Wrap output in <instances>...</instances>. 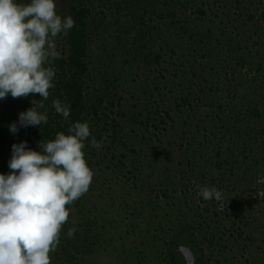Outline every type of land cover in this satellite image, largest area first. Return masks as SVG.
Listing matches in <instances>:
<instances>
[{"label":"trees","instance_id":"trees-1","mask_svg":"<svg viewBox=\"0 0 264 264\" xmlns=\"http://www.w3.org/2000/svg\"><path fill=\"white\" fill-rule=\"evenodd\" d=\"M28 1L14 0L18 4H27ZM210 1L54 0L55 4L59 2L63 6L67 5L66 2L70 3L68 12L65 13L64 7L61 17L70 15L75 24L67 35L61 33L55 38L59 58L50 59L45 65L55 72L52 81L54 87L49 90L50 95L45 102L48 121L40 126L21 127L16 134H13L9 126L12 123H18L19 113L32 107V100H39L41 97L29 94L28 97L13 98L9 94L6 99L0 100V174L7 175L10 171L8 162L11 159L13 144L27 141L28 148L42 151L39 148L40 142L43 144L54 140L59 132L68 135L71 124L87 122L91 135L101 143L103 149L106 148V141H102L104 138L102 135L110 131L113 123L112 132L116 137L120 135V139H125L124 147H127L131 154H137V151H143L154 157L168 153L173 157L177 154L172 159L175 160L173 164L171 161L168 163L174 165L178 172L182 169L180 173L182 175L185 173V168L191 169L190 173L194 172L195 167L201 169L198 165L201 159L198 158L194 148L198 146L196 149L202 151L205 147L198 145L200 140L195 138V133L190 130L195 125L199 133L207 137L206 139L215 140L217 143L215 159L211 164L214 170L222 174L230 173L231 178L238 180L241 178L247 181L249 177L252 178V172L256 174L253 171L254 167L264 159L262 152L264 151V140L260 142L259 137L254 140L249 139L251 134H246L244 138L240 129L251 123L253 119L263 117L261 109L264 107V80L252 82L246 78L244 83H240V87L252 86L245 90L243 101L241 103L238 101V106L245 112L235 113L236 115H232L227 120V115L223 113L222 103L225 97L230 99L231 103L238 100V93L241 90L236 85L235 92L224 91L218 82L220 71L216 68L220 65L223 67L221 71L225 72L227 66L232 61H236L242 67H248L249 71L255 68L257 72H263L264 63L249 59L239 53L236 55V39L230 35L224 36L226 32L221 26L224 20L219 17L218 11L220 10L217 8L214 11ZM231 6L235 7L238 15H245L241 8V0H234ZM221 9L224 11L226 8ZM225 17L231 22L228 15ZM254 18L252 14L247 15L241 26H236V21H233L232 25L235 30H240L246 25L245 23L251 22ZM258 20L264 22V13ZM111 48L120 51L117 53ZM239 49L242 48L239 47ZM107 53L112 57L119 55V58L132 66L139 60L140 63L147 61L148 66L143 78L144 80L148 77L146 88L144 89L141 85L136 90L148 98H138L136 94H129L130 103L126 105L127 108L117 111L116 105L109 100V94L111 95L109 87L113 86L115 90L121 88L119 84L121 78L118 75H122V72H118L117 69L109 73L112 81L110 79L106 81L108 90H99L95 93L94 90H98V85L102 83L94 78L95 75L92 77L94 72L91 71V66L96 64V60H99L101 64L106 62ZM224 63L227 65L225 66ZM203 65L212 68L217 77L213 83L216 85V91L212 94L204 91L201 93L205 94L204 96L196 92L194 86V83L200 85L199 80H202L203 73L199 69L203 68ZM195 68L199 72H195ZM194 75L198 80L193 78ZM155 76L164 78V89L167 92L160 90L159 87L152 88L151 80ZM92 88L94 95L90 93ZM125 89L129 91L126 86ZM147 92L150 95H147ZM56 99L70 107L68 120H65L62 114H58L52 107V101ZM104 100L108 101L107 106L104 105ZM38 110L45 111V109ZM261 122L264 124V120ZM247 128L249 133L253 131L252 126L246 127V131ZM116 137L113 136V140L119 141ZM120 143L124 145L121 140ZM151 143L153 145L149 149L148 146ZM96 149L85 142L83 151L86 161L97 159ZM122 156L130 161L128 167L131 169L128 173H133L135 177L133 169L137 168L138 158L133 159L126 153ZM261 163L263 164V161ZM200 169L196 168L195 172ZM188 179L192 177L188 175ZM211 179L210 185L215 184L219 191H224L223 186L226 179L223 176ZM205 186L209 187L206 181ZM256 186L262 190L264 183L256 181ZM91 191L89 188L87 193L79 198L80 200L77 199V204L85 205L84 201ZM167 193L169 192L163 191V197L169 196ZM82 197L85 198L83 202ZM231 202H233L232 199ZM240 205V202L236 203L234 213L241 209ZM66 207L71 210L70 205ZM224 210V215L228 214L227 211H231L227 205ZM141 213H144L142 209H132L130 214L132 218L125 215L123 220L121 217L115 222L106 218L103 220L102 229L97 228L98 223L87 220L78 226L71 238L68 236L69 229L66 222L62 225L60 242L53 252L55 255L52 257L51 264H107L109 260L106 259H113L114 264L138 263L140 260L136 254L139 251L144 252L145 249L128 248L124 243L128 238L124 233L115 231V228L121 225L126 234L139 232L141 227L134 221L140 220ZM185 213L186 211L180 212L179 208L175 210L172 206L168 212L167 222L157 227L159 237L157 239L164 240L166 245L165 263L184 264L177 248L183 244L197 250L198 236L206 240L207 247L216 249L218 246H227L226 243L223 244L224 234L229 230L225 223L221 228L214 226V222L210 219L207 222L205 220L207 217L204 219L200 215L197 218H191ZM234 213L233 216L236 217L237 213ZM136 215L138 216L135 218ZM126 219L129 224L126 223ZM242 225L248 226L244 222ZM164 226H168V230L161 234L159 229ZM147 230L150 231L149 228ZM92 259L95 261L92 262Z\"/></svg>","mask_w":264,"mask_h":264},{"label":"rangeland","instance_id":"rangeland-1","mask_svg":"<svg viewBox=\"0 0 264 264\" xmlns=\"http://www.w3.org/2000/svg\"><path fill=\"white\" fill-rule=\"evenodd\" d=\"M26 1L27 0H25V2ZM233 1L234 0L210 1L214 11L219 8V17L224 20V24L221 25L225 28L224 32L226 33L224 36L230 35L236 39V55L239 53L245 57L247 56L249 59L252 58V60L264 63V22L258 20L264 13V0H241V8L245 14L244 16L238 15L235 7L231 6ZM28 3H30V0ZM66 3L67 7L59 2L56 3L58 15L61 16L63 14L64 7L65 13L68 12L70 3ZM229 3L230 5H228ZM221 8L226 9L223 11ZM251 14L254 15L255 18L251 22L245 23L246 25H244L242 29H238L239 32L237 29L235 30L232 25L233 21H236V26H241L247 15ZM227 15L231 22L225 17ZM215 21L218 20L215 19ZM239 47L242 49H239ZM111 50L117 53L120 51L113 48H111ZM234 55L235 54H233V56ZM105 58L106 62H103V64H101L99 60H96V64L91 66V71L94 72L92 73V77L95 75L96 77L94 76V78L102 83L98 85V90H94L95 93L99 90H108L106 81L109 79L112 81L109 73L117 69L118 72H122V75L117 74L121 78L119 81L121 88H116L115 90L112 88L113 86L109 87L111 93V95L109 94V100L116 105L115 108L117 111H120L122 108H127L126 105L130 103L128 99L130 98L129 94H136L138 98H148V96H142V92L136 90L139 88L138 86L141 85L144 89L146 88L145 84H147L146 79L148 77L144 80L143 78L148 66V63H146L147 61L145 62L144 60L140 63L139 60L132 66L130 63H125L122 58H119V55L112 57L107 53ZM224 65L226 66L227 64L224 63ZM222 68L223 67L219 65L216 70L220 71V81L218 82L224 91L235 92L236 85L240 87V83H244L246 78L252 82L261 79L264 80V71L257 72L255 68L249 71L248 67H242L238 65L236 61H232V63L227 66L225 72L221 71ZM199 70L204 75L202 74L203 78L200 77L202 78V80H199L200 85L194 83L196 92L200 94L204 91L210 94L214 93L216 91V85L213 83L217 78L216 72L207 65H203V68ZM192 72L191 70V74ZM195 72H199L197 68H195ZM196 74L198 75V73ZM193 78H195V75ZM195 79L198 80L197 78ZM151 81L153 83L152 88L159 87L160 90H165L163 77L160 78L155 76ZM209 82L211 83L208 84ZM125 86L129 91L126 89L124 90ZM243 86L240 87L241 91L238 93V100L236 99V101L231 103L230 99L225 97L224 103H222L223 113L227 115V120L232 115L245 112L243 108L238 106V101L239 103L243 101V98H245V90L252 86L248 88L246 85ZM228 87H230L231 90ZM90 93L94 95L93 88ZM35 95L38 96L39 94L37 93ZM147 95H150L149 92H147ZM201 95L204 96L205 94ZM118 101H120L119 104ZM104 105H108L107 100H104ZM261 113L263 115L262 118L253 119L251 123L246 126L244 125L243 129H240V133H242L244 138L246 134H251L249 139L254 140L259 137L260 139H258L260 142L264 140V124L261 122V120H264V107L261 109ZM179 122L180 119L178 120V124ZM188 122L192 123L190 120H188ZM198 124L200 123L198 122ZM113 125L112 123L110 131L107 134L102 135V137L104 136L102 141H106V148L103 149V147H100L96 149L98 154L97 159L94 158L87 161L88 166L94 173L90 184L91 186L89 187L92 191L87 195L85 201V198L82 197L83 199L81 201H84L85 205L81 203L80 206V204H77V200L70 205L71 210L67 221L68 229L74 228L76 230L81 223H85L87 220L98 223L97 228L102 229L103 220H106V218H108V220L112 219V221L115 222L119 221L121 217L123 220L125 215L130 218L132 216L130 215L132 209H142L144 213H141L140 220L134 221V223L139 224L141 227L139 232L137 231L135 234H126L124 232L125 229H123L121 225L117 226L115 231L122 232L126 235L128 239L124 243L128 248L145 249L144 252H137L136 257H138L140 261L134 264H168L164 261L166 260L164 254L167 253L165 241L157 239L159 238L157 227H161L167 222L169 209L173 206L175 210L179 208L180 212L184 213V211H186L185 214L189 215L191 218H197L202 215L204 219L206 217L208 218L205 219L207 222L209 219L213 221L214 226L216 225L222 228L225 223L227 229H229L226 233L224 232L223 244H227L225 247L218 246L216 249L210 246L207 247L206 240L202 239L201 236H198L199 246L197 250L187 245H180L177 248V252L184 264H264V199H260L258 196V191H264V188L260 190V188L256 186L258 178L264 176V159L261 160L263 164L259 162V164L254 167L253 171L256 174L252 172V178L249 177L250 179L247 181L241 178L239 180L233 177L231 178L229 176L230 173L222 174L214 170L212 167L213 165H211L215 159L216 141L206 139L207 137L200 134L199 129L193 125L190 130L195 133V138L200 140V142L198 141V145H203L205 147L202 151L196 149L198 146L194 148L198 158L201 159L198 163L201 169L195 167L194 172L190 173L191 169L185 168V173L182 175L180 174L182 169L178 172L175 170L174 165L168 163L171 161L173 164L175 160L172 159H174L177 154L173 157L169 153L154 157L143 151H137V154H131L128 152V148L124 147L126 142L125 139H120V135L116 137L114 132H112ZM250 126L253 128L251 133H249L248 128L246 131V127ZM217 133H219V131ZM113 136L119 141L113 140ZM90 140L91 137L86 141V144L91 145ZM120 140L124 145L120 143ZM152 145L153 143H151L148 148L151 149ZM262 152L264 155L263 150ZM123 153H126L127 156L133 159L138 158L137 168L133 169V172L136 174L135 177L133 173H128V171H130L129 169H131L128 167L130 161L122 156ZM125 164H127V166H123ZM196 168L200 170L195 172ZM187 170H189V172ZM188 175L189 177L191 176L192 179H188ZM218 176L219 178L223 176L226 179L223 186L224 191H221L223 194L222 200H224L225 203L222 200H205L199 192L200 188L205 187V181L208 183L209 187H215V184L210 185L209 183H212L211 178ZM216 179L218 180V178ZM251 180L254 181L252 182ZM163 191H168L169 193L167 194L169 196L163 197ZM175 198L179 199L182 203ZM231 199L233 202H231ZM185 200L187 201L186 203ZM234 202L235 204H232ZM239 202L241 203V209L237 211L236 214L233 210H236V203ZM247 202L249 203L247 204ZM226 205L231 210L227 211V213L230 214L229 217L227 216L228 214L224 215V208ZM125 209L127 210L124 211ZM233 213L236 214V217L233 216ZM137 216L138 215L134 217L136 218ZM243 222L247 223L248 226L244 227L242 225ZM126 223L129 224V221L127 220ZM147 228L150 229L149 232ZM167 230L168 226H164L159 229V232L163 234ZM228 240L229 242H227ZM182 248L190 249L194 259L187 260L182 253ZM53 252H50L51 262L53 261L52 257L55 255ZM108 256H110V254ZM111 258H113V256ZM96 260L99 261L98 258H96ZM106 260H109L107 264H114L113 259ZM94 261L95 260L92 259V262Z\"/></svg>","mask_w":264,"mask_h":264},{"label":"clouds","instance_id":"clouds-1","mask_svg":"<svg viewBox=\"0 0 264 264\" xmlns=\"http://www.w3.org/2000/svg\"><path fill=\"white\" fill-rule=\"evenodd\" d=\"M74 24L70 15L57 14L54 0L28 4L0 0V100L9 94L41 97L19 113L18 123L9 126L11 133L47 123L45 102L54 87L55 72L45 65L59 58L55 38L67 35ZM52 107L69 119L67 104L56 99ZM68 132L40 142L42 151L28 148L27 141L12 145L10 171L0 174V264H51L49 254L59 244L62 225L70 215L66 206L86 194L93 179L83 151L85 142L91 137V145L101 147L87 122L71 124ZM257 183H264V177ZM199 192L205 200L223 199L216 187L205 186ZM258 196L264 199V191H258ZM74 233V228L69 229V238Z\"/></svg>","mask_w":264,"mask_h":264},{"label":"water","instance_id":"water-1","mask_svg":"<svg viewBox=\"0 0 264 264\" xmlns=\"http://www.w3.org/2000/svg\"><path fill=\"white\" fill-rule=\"evenodd\" d=\"M182 253H183V255L185 256V258L188 260V259H194L193 258V255H192V253H191V251H190V249H186V248H182Z\"/></svg>","mask_w":264,"mask_h":264}]
</instances>
